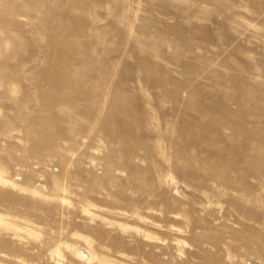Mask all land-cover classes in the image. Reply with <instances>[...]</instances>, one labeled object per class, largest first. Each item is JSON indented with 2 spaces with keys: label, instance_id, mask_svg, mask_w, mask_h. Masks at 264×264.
<instances>
[{
  "label": "rangeland",
  "instance_id": "374dc122",
  "mask_svg": "<svg viewBox=\"0 0 264 264\" xmlns=\"http://www.w3.org/2000/svg\"><path fill=\"white\" fill-rule=\"evenodd\" d=\"M0 264H264V0H0Z\"/></svg>",
  "mask_w": 264,
  "mask_h": 264
}]
</instances>
